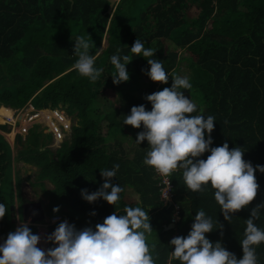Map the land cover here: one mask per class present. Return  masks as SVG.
<instances>
[{
    "label": "trees",
    "instance_id": "1",
    "mask_svg": "<svg viewBox=\"0 0 264 264\" xmlns=\"http://www.w3.org/2000/svg\"><path fill=\"white\" fill-rule=\"evenodd\" d=\"M108 8L106 0H0V107L21 109L32 99L37 108H60L76 119L70 142L55 152L48 148L51 134L32 125L25 141L17 136L14 160L38 168L35 180L40 185L46 181L54 185L51 190L43 188L48 216L60 215L76 228L95 230L107 216L125 214L128 206L149 210L153 231L148 243L157 245L152 253L154 259L158 253L156 264H179L170 256L174 251L170 241L187 237L201 209L212 218L214 229L218 223L223 226L206 237L242 258L245 220L252 207L264 203V173H255L260 186L256 199L234 213L230 222L210 185L204 193L187 190L181 170L170 175L173 196L165 201L161 178L143 163L147 141L135 142L143 126L136 129L123 120L133 106L151 111L145 96L170 88L171 76L185 63L192 88L181 91L197 104L193 115L216 119L211 147L225 142L230 150L238 146L254 168L264 166V0H119L112 15ZM196 8L195 18L186 21ZM79 35L93 42L90 54L99 53L94 66L103 72L95 83L72 68L78 59L74 38ZM136 39L145 48L157 49L152 58L163 62L167 84L154 83L145 74L150 69L147 60L130 51ZM117 49L132 61L126 65L129 81L114 85L111 75L116 70L110 58ZM0 130L10 132V127L0 125ZM126 140L130 145L124 144ZM116 164L112 183L123 188L117 204L84 200L82 190L97 191L104 183L100 170ZM13 168L11 145L0 134V203L8 209L0 219V244L17 228L11 207L22 195L21 181L14 185ZM175 207L180 208V220L167 229ZM255 224L264 230V209ZM57 226L50 227V233ZM30 229L36 234L34 226ZM49 247L53 245L48 243ZM255 251L258 264H264V243Z\"/></svg>",
    "mask_w": 264,
    "mask_h": 264
},
{
    "label": "clouds",
    "instance_id": "2",
    "mask_svg": "<svg viewBox=\"0 0 264 264\" xmlns=\"http://www.w3.org/2000/svg\"><path fill=\"white\" fill-rule=\"evenodd\" d=\"M92 47L93 42L84 35L74 38V55L78 59L72 68L81 77L95 83L103 69L94 66L99 53L90 54ZM130 51L136 57L142 56L147 60L150 69L145 74L152 82L168 83L169 74L163 62L152 58L157 49L145 48L144 43L136 39ZM119 53L120 49H117V54L110 58L116 70L111 75L114 85L127 82L130 78L126 65L132 60L128 55L121 56ZM171 78L170 88L165 87L145 96L151 104V111H147L144 105L133 106L130 114L124 116L123 124L136 129L143 126L135 142L139 145L144 141L148 143L144 165L165 177L181 170L183 184L192 192L204 193L210 185L224 219L230 222L234 213L248 208L256 199L260 186L255 173L257 170L264 173V166L254 168L251 162L245 161V151L238 146L230 150L225 142L222 146L211 147L215 117L193 115L197 112V104L181 91L192 88L189 78L180 75H172ZM5 125L11 131L12 126L8 123L2 126ZM205 133L208 134L207 138ZM206 152H210V155L206 159H199ZM118 169L119 164H116L111 170H100L104 183L91 194L82 190L83 199L88 203L103 199L109 205H116L123 191L119 184L112 183ZM262 209L264 203L252 207L250 217L245 220L244 238L240 240L242 258L238 259L234 253L226 250L220 241L213 243L206 237V233L222 230L223 226L217 222L219 226L214 229L212 218L203 209L196 212L187 237L171 239L169 246H174L171 258L179 261V264H258L255 246L264 243V230L255 221L260 219ZM58 211L59 206L53 208L54 213ZM148 211L140 206L125 207V214L115 212L107 216L103 223L95 225V230L92 227L77 230L74 224L61 216L64 221L57 223L52 233L50 227L57 224L50 226L42 240L45 250L37 246L41 243L37 225L54 216L44 217L37 222L34 225L36 234L24 222L0 244V264H156L158 253L155 259L152 253L157 245L148 243V235L153 231ZM7 212L5 204L0 203V219ZM45 242L53 247L48 248Z\"/></svg>",
    "mask_w": 264,
    "mask_h": 264
},
{
    "label": "built area",
    "instance_id": "3",
    "mask_svg": "<svg viewBox=\"0 0 264 264\" xmlns=\"http://www.w3.org/2000/svg\"><path fill=\"white\" fill-rule=\"evenodd\" d=\"M5 120L6 123L12 126L11 132L16 131L13 134V138L19 134L25 139L28 129H30L32 125H38L43 130H47L51 134L54 144L57 143V141H60L62 137L72 135V117H70L64 110L60 108H37L32 102V99L28 101V103L23 108L13 109V119L5 118ZM0 134L4 136L10 143L9 133L0 130ZM157 176L161 178V196L165 201H170L173 196V184L171 183L170 176ZM175 209L176 213L174 219L172 220V224H175L180 220V208L175 207ZM63 221L64 219L60 215H57L53 218L46 219L44 223L38 224L37 234L41 236V243L37 246L41 247L42 245V248L45 249L42 240L45 237V234H47L49 227Z\"/></svg>",
    "mask_w": 264,
    "mask_h": 264
},
{
    "label": "crops",
    "instance_id": "4",
    "mask_svg": "<svg viewBox=\"0 0 264 264\" xmlns=\"http://www.w3.org/2000/svg\"><path fill=\"white\" fill-rule=\"evenodd\" d=\"M41 109H45V108H41ZM10 110H13V109L6 108L5 106H1L0 114H2L3 116L12 117V115H10L11 114ZM11 131H12V128H11ZM11 131L9 132V135H10L9 144L11 145L12 152H13V166H14L13 173H14L16 182H17V179L21 181L20 192L22 195L21 199L17 201L18 203L16 204L15 211L17 213V219L19 222H21V224L24 222H27V223L31 222L32 224L30 225L34 226L37 222L42 221L44 217H48L46 206L49 200L47 199V196L44 194V190L41 189V186L39 188L37 187L35 182H32L34 181V178L37 175L38 168L34 167L33 165H29L25 162H21V161L17 162L19 167H21V170L19 171V174L21 177L20 176L18 177L16 161L14 160V158L19 149L18 150L15 149V142H16L17 136L15 138L11 136L16 131L15 132H11ZM22 139L23 141L26 140L24 138ZM48 183L49 182L46 181V185ZM36 189H39L40 192H38V190L36 191ZM46 189L51 190L53 188H51V186H47ZM21 208H23V211L21 210ZM27 216H29L28 218H30L31 221H28Z\"/></svg>",
    "mask_w": 264,
    "mask_h": 264
},
{
    "label": "rangeland",
    "instance_id": "5",
    "mask_svg": "<svg viewBox=\"0 0 264 264\" xmlns=\"http://www.w3.org/2000/svg\"><path fill=\"white\" fill-rule=\"evenodd\" d=\"M197 13H198V10H197V8L196 9H192L191 10V12H190V17H188V18H186V21H189L190 20V18L191 17H193V18H195V16L197 15ZM172 48H175V46H172ZM176 75H180V76H187V77H189V74H190V70H189V68L185 65V63H183V64H180L179 65V67H178V69H177V71H176ZM13 111V110H12ZM7 116H3L2 114H0V125H4V124H6V120H4V118H6ZM74 124H76V119H73V121H72V125H71V127L74 125ZM48 135H49V133H47ZM12 137L14 136V135H11ZM52 137V136H51ZM71 138H72V135L71 136H66V137H62V139L60 140V141H57V143H55L54 144V141H53V138H50V141H52L50 144H49V146H48V148H50L52 151H56L57 149H59L60 147H61V145H62V143L63 142H70V140H71ZM48 140V138L46 139V141ZM124 144H128V145H130V142H128L127 140L126 141H124ZM16 166H17V173H18V177L20 176V174H19V171L21 170V167H19V165L17 164V162H16ZM30 176H31V174H30ZM21 177V176H20ZM31 181V180H30ZM32 182H35L36 183V185H37V187H39L40 188V186H41V189H43V188H47V186H51V188H54V185L52 184V183H48L47 185H46V182H44V186H42V185H40L36 180H35V178H34V181H32ZM48 182V181H47ZM5 186H6V184H5ZM38 190V192H40V190L39 189H36V191ZM43 196V195H42ZM23 206V205H22ZM21 210L23 211V208H21ZM15 214H16V218H17V213H16V211H15ZM29 216H27V219H28V221H31V219L30 218H28ZM22 218H23V216H22ZM16 223H17V228L19 227V226H21V222H19L18 221V219H16ZM30 224H32L31 222H29L28 223V226L30 227L31 225ZM45 244L47 245L48 243L47 242H45ZM41 249H44V248H42V245H41V247H40ZM45 250V249H44Z\"/></svg>",
    "mask_w": 264,
    "mask_h": 264
},
{
    "label": "water",
    "instance_id": "6",
    "mask_svg": "<svg viewBox=\"0 0 264 264\" xmlns=\"http://www.w3.org/2000/svg\"><path fill=\"white\" fill-rule=\"evenodd\" d=\"M70 1L72 2L73 0H70ZM106 1L109 2V8H108L107 13L112 15L115 12V9H116V7H117V5L119 3V0H106ZM11 210L12 211L14 210V206L11 207ZM84 228H86V227L78 226L76 229L77 230H82ZM173 228H175V225L174 224H170L167 229H173Z\"/></svg>",
    "mask_w": 264,
    "mask_h": 264
},
{
    "label": "bare ground",
    "instance_id": "7",
    "mask_svg": "<svg viewBox=\"0 0 264 264\" xmlns=\"http://www.w3.org/2000/svg\"><path fill=\"white\" fill-rule=\"evenodd\" d=\"M10 112H11V114H10V115H12V117H6V118H11V119H13V111H12V110H10ZM4 120H5V118H4Z\"/></svg>",
    "mask_w": 264,
    "mask_h": 264
}]
</instances>
